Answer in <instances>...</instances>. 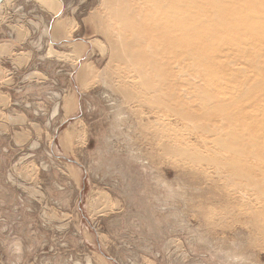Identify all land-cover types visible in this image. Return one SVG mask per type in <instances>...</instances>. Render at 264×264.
<instances>
[{
    "label": "rangeland",
    "instance_id": "374dc122",
    "mask_svg": "<svg viewBox=\"0 0 264 264\" xmlns=\"http://www.w3.org/2000/svg\"><path fill=\"white\" fill-rule=\"evenodd\" d=\"M5 1L0 264H264V221L255 220L263 211L264 184L251 186L246 198L236 185L238 177L264 182V174H256L264 173L261 158L250 157V168H257L248 172L240 162L250 180L222 165L239 153L221 159L217 141L232 134L216 111L203 114L198 95L200 87L202 99L221 106L230 123L240 111L261 120L264 0H224L227 10L210 0H186L190 22L180 42L189 49L182 73L190 84L187 103L201 125L222 126L207 138L188 132L174 115L168 116L173 129L165 130L160 111L119 91L139 79L136 66L111 56L119 30L110 10L119 0ZM248 24L263 33H247ZM178 54L162 55L159 65L172 59L176 79ZM163 143L174 149L165 152ZM187 143L186 156L175 151ZM190 153L212 155L221 165L198 164ZM242 154L237 159L244 160Z\"/></svg>",
    "mask_w": 264,
    "mask_h": 264
},
{
    "label": "bare ground",
    "instance_id": "6f19581e",
    "mask_svg": "<svg viewBox=\"0 0 264 264\" xmlns=\"http://www.w3.org/2000/svg\"><path fill=\"white\" fill-rule=\"evenodd\" d=\"M4 1L5 0H3L0 3V6L2 5ZM119 1L121 2L120 4L118 3L119 6L118 4L117 6L114 5V7H116L114 8L115 10L114 12H112L113 9L110 8L111 9L110 13H112V15L114 13L113 15L114 19H116V21L118 22V30H119L117 34L118 37L116 38V40H113L111 42L112 43L111 56L113 57V59L121 63H125L127 66H136L137 69H135L134 71H136V75L139 77L138 80L126 82V88L119 90L120 92L123 93V97L126 100H129L131 102L139 101L140 98H143L144 100L141 102V104H145L147 105L148 108L156 109L157 111H160L163 114V116L159 115V117H161V119L166 120L168 122L165 125H163L164 123L162 122V125L165 126V130L168 129L169 131L173 129V126H172L173 122L171 123V120L168 118V116L174 115L176 117V121L180 122L183 128L185 129L188 128L190 130L188 132L196 133L197 131H203L204 133H202L201 135L206 134V133L213 134V133L219 132L218 129L222 128V126H219L220 124L212 127L208 125L203 126L199 122H197V121H200L199 120L200 114L195 113L187 103L188 94H189L188 85L190 84L187 78L184 77L182 73H184V61L188 57L189 49L186 46V44H181L180 42L182 39H185L186 33H187L186 29L188 27V23L190 22V17L186 13V8H187L186 0H133L130 3L127 2L128 0L127 1L119 0ZM192 1L195 5H198L201 2V0H192ZM223 1L224 0H210V2L212 3L214 7L222 9V10H227V7H222ZM242 1L247 2L248 0H242ZM260 6H263L262 10H264V4ZM244 14L246 15L247 13L245 12ZM244 30L247 33L249 32L263 33L262 29L258 27H255V30L253 28L250 29L249 24L244 28ZM171 51L179 52V54L175 56V59L178 65L181 64V69H180L181 77L177 79L174 78L173 76L174 66H173L172 59L167 60L168 62H170V65L159 66L162 55L166 53H170ZM156 63L157 65L155 67ZM144 68L150 69V73L148 75L143 74ZM82 73H84V71L80 70L79 74L82 75ZM151 75H152V78L150 79ZM134 89H136V91ZM198 95H200L199 104H201L203 114L205 110L216 111L218 115L220 116L222 123L226 121V125L228 124L226 127H228L229 129L230 135L232 134L231 135L232 139L228 137L230 139L229 141L224 140L223 137L221 139L217 138L219 137L218 135L215 136L217 138V139L215 138L216 140L219 139V141H217L220 147L219 153L222 152V156L220 155V157L224 156L221 159L223 160L226 159L227 157L225 155H227V153L232 154L234 152L239 153L237 154L238 156L246 152V156L244 155L246 158L244 160H242V158L237 159V158H240L241 155L239 157L238 156L234 157L235 154H233L232 157L234 158L231 157V159L233 160V164L231 163L232 161H228L227 162L228 165H227L225 161H220L221 159L215 160L211 154H210L211 156H208V154L207 156L212 157V158H207L206 156H199V154L196 155L195 153H193L195 154L194 156L192 153H190L193 155V160L195 162H198V164L204 161L205 163L209 165H215V166L218 164L221 165L220 163L222 162L223 163L222 165H224L225 167L226 166L229 167L228 169H234V170H237L238 172L239 170L241 171L242 169L247 170L248 168L252 167V165L254 166L251 159H254L253 156L257 159V155L259 154L258 157L261 158L262 162L258 158V161H260V163L258 162L257 164L258 166L260 165V167L264 170V149H263V146H264V115L262 116L261 120L257 122L256 119H254V117L247 111H240L237 113L238 120L237 121L235 120L234 122L230 123L227 119L229 118V113L223 111L221 106L216 107L214 105V101H212L211 98L202 99V96L204 95V93H203L202 88L200 87H198ZM253 101L258 102V98L254 96ZM151 109H150V112L152 111ZM155 114L156 113H153V115ZM245 121H248L250 123H248L247 126L243 127V122ZM258 124H261V125L259 126ZM222 130L224 131V129ZM207 134L205 135V137L207 136ZM201 135H199L198 137H200ZM153 136L154 138H156V135H153ZM200 138L202 139V136ZM185 144L181 148L180 147L175 148V151L180 153L181 155L183 154V156H186V153H188V151L191 152L190 150H188V148H191V147H188L189 146L188 143H187V147L185 146ZM236 144L240 145L241 148L239 150L237 149L238 146H236ZM210 145L214 146L213 144H210ZM161 146L163 147L162 149H164L165 152L167 150L172 151L174 149V146L171 143L169 144L163 143L161 144ZM234 146L236 147V149ZM216 147L218 146L216 145ZM258 148L261 152L257 153L256 151L258 150ZM214 149L217 150L216 148ZM210 150H211V146H210ZM217 151H216V154H218ZM201 154H204V153H201ZM215 158H219V157L217 156ZM248 159H250L251 162L250 161L248 162ZM193 160H192V163H194ZM241 161L246 164V165L242 164V167H244L242 169L238 167ZM254 168H250V169H252L253 171ZM256 168L254 170H256ZM241 172H243L244 175L242 177L245 176L246 178L245 180H250L252 178V176L251 178H249L250 174L245 173L246 172L245 170L244 171L242 170ZM257 173L259 175L264 174V173L256 172V174ZM240 174L242 175V173ZM238 175H239V172L237 175L235 174V176L237 177ZM239 178L240 177L236 179V182H237L236 185L238 184L237 188L239 187L240 194L242 195V197H245V198L247 195V191L251 186H253L254 188L255 187L257 188L258 187L257 184H259L262 188L261 184H264V182L261 181V178H258V177L257 178L259 180L258 179L257 180L259 182L257 180L255 181L251 179V182L245 181V183L244 182L241 183L240 181L239 183L238 182ZM253 178L256 179L255 175ZM241 180H243V178ZM263 189L264 188H262V190ZM260 194L262 195V193ZM261 195L259 197L262 200V198H264V195L263 197H261ZM256 196L258 195L256 194ZM245 198L243 200H245ZM261 205L262 203L260 204V206ZM250 208L248 210H251ZM258 208H256V210ZM261 211H260L261 215L258 213L261 216L259 218L260 220L259 221L257 220L258 217H256L255 219L257 223L260 221H261L260 223H263L262 221H264L263 216H262L264 207H263V211L262 212ZM255 214H257V212Z\"/></svg>",
    "mask_w": 264,
    "mask_h": 264
},
{
    "label": "water",
    "instance_id": "95a60500",
    "mask_svg": "<svg viewBox=\"0 0 264 264\" xmlns=\"http://www.w3.org/2000/svg\"><path fill=\"white\" fill-rule=\"evenodd\" d=\"M3 0H0V3L2 2Z\"/></svg>",
    "mask_w": 264,
    "mask_h": 264
}]
</instances>
